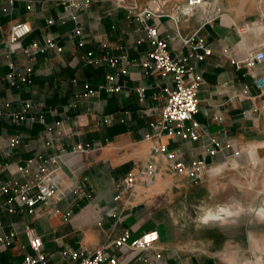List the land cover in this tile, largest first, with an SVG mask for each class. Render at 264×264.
Here are the masks:
<instances>
[{
	"label": "crops",
	"instance_id": "0c3cea01",
	"mask_svg": "<svg viewBox=\"0 0 264 264\" xmlns=\"http://www.w3.org/2000/svg\"><path fill=\"white\" fill-rule=\"evenodd\" d=\"M63 1L0 0V177L30 182L37 165L52 153L77 145L85 149L61 158L58 190L64 192L62 198L56 194L47 205L36 203L31 212L18 207L10 213L0 211L3 233L16 232L8 246L0 245V264H20L26 254H32L23 233L26 225L40 235L47 264H77L69 252L86 256L96 249L115 257L116 264H158L156 253L161 264H217L212 256L196 253L189 244H183L176 205H168L163 195L167 189L182 192L183 186L200 185L202 180L173 173L163 165L150 185H136L130 196L124 193L115 200L116 184L148 158L155 144L178 151L179 159L186 164L204 159L214 174V168L221 169L230 160L232 148L209 154L206 147L215 148L209 144L211 138L219 141L220 147L231 143L241 150L264 142V87L259 89L253 82L256 75L264 77V62L237 69L229 58L261 45L248 44L242 24L225 13L217 0H210L207 7L177 25L166 15L150 19L163 35L170 36L168 48L172 54L190 50L175 36L176 30L181 36L195 34L210 49L202 59L186 62L202 77L198 110L193 116L202 125L200 137L184 140L163 135L150 139L145 135L165 103L163 87L171 86L172 81L168 75L145 71L139 64L151 49L142 23L109 0L95 1L80 14L84 44L77 46L71 36L74 21L60 18ZM168 1L167 11L179 0ZM49 19L51 24L47 23ZM16 21L28 22L31 32L8 45L9 27ZM47 40L55 42L61 51L47 48L32 58L23 51L32 42L43 44ZM89 53L95 57L108 53L117 58V66L126 68V73L118 75V81L124 84L121 92L85 94V83L94 87L107 73L117 72L106 62L88 64ZM122 55L126 57L121 59ZM10 62L21 70L32 66L30 83L9 84L6 74ZM138 86L145 88L142 100L135 90ZM26 99L42 106L17 123L6 113L20 111ZM40 114L44 122L29 118ZM11 137L19 142L8 151ZM20 165L28 166L29 175L18 171ZM72 187L83 194L70 191ZM153 229L159 239L149 250H126L113 244L124 230L133 239Z\"/></svg>",
	"mask_w": 264,
	"mask_h": 264
},
{
	"label": "built area",
	"instance_id": "2783aa9c",
	"mask_svg": "<svg viewBox=\"0 0 264 264\" xmlns=\"http://www.w3.org/2000/svg\"><path fill=\"white\" fill-rule=\"evenodd\" d=\"M10 3L12 0H9ZM95 1L106 0H64L63 13L60 16L61 20L72 19L75 26L72 29L71 36L76 39V45L84 44L83 29L80 24V14L88 9ZM115 8L124 9L130 16L135 17L143 25L146 32V38L151 46V49L142 55L139 64L145 71L155 72L160 76L168 75L171 78L172 85L164 86L163 93L165 95V103L159 110V117L150 123V133L146 134V138L158 139L166 135L171 138H181L184 140H196L202 133V125L194 119V114L198 110V89L202 83L200 74L195 73L191 67L187 65V60L190 58L202 59L204 55L210 53V49L204 45L203 40L195 34L186 36L179 35L175 31V36L181 39L183 46L189 47L186 54H172L168 48L169 35H163L158 26L149 22L150 19L166 15L174 24H179L193 16L199 9L209 5L210 0H179L171 3L169 11L167 6L168 0H149L147 3L138 8L135 0H109ZM48 24L52 20L47 21ZM31 32V26L26 21L13 22L9 27L6 44L10 45L19 42ZM47 48H54L56 51H61V47L55 42L47 40L43 44L32 42L23 48V51L30 58L37 53L45 51ZM198 49H202L199 52ZM227 50V49H225ZM126 55L120 58L124 59ZM231 63L237 69L242 67L251 68L256 64L264 62V49L257 48L247 50L243 55L229 56ZM117 58L103 54L100 57L92 56L91 53L86 57L88 64L97 65L101 62H106L108 65L116 67L117 72L107 73L103 82L91 87L88 83L84 84L85 94L88 96H98L101 91L107 93L121 92L124 89V84L118 81V75L126 73V68L122 65L117 66ZM10 70L6 74V79L10 85H19L22 83H30V75L32 74V66L27 65L21 70L16 64L10 62L8 64ZM255 86L259 89L264 87V77L256 75L253 78ZM140 100L143 99L145 88L138 86L135 88ZM41 102H35L32 99L23 100L21 110L17 112H7L6 115L13 117L19 123L26 118L28 112L35 108H40ZM32 121L44 122L43 115L30 116ZM19 139L11 137L7 149L17 145ZM209 144L213 147H206L209 154H214L217 151L232 148L229 155L231 159H239L242 154L241 149H235L234 145L229 143L220 147L219 141L211 138ZM84 148L80 145L72 146L69 151L60 149L57 153H52L44 162L37 165L36 171L33 173V178L30 182L20 183L16 179L0 177V211L13 212L16 207L26 208L29 212L33 210L36 203L47 205L50 200L57 194L58 199L64 196V192L58 190L59 184L62 181V167L60 165L61 158L66 153H82ZM165 165L173 173L183 174L194 181H201L204 177L212 173L210 166L204 159L192 160L186 164L179 159V153L176 150H169L163 144H155L148 158L141 163L136 169L128 171L116 184L118 193L114 197L115 200L121 197V194L126 193L128 196L135 191L136 185L147 187L160 174L162 166ZM18 171L23 175H29L27 165L18 166ZM220 169L214 168V173ZM72 192L83 194V192L75 187L69 188ZM65 216V215H64ZM3 225L0 221V245L8 246L15 237L16 232L11 230L8 234L3 233ZM27 244L32 251V254H26L20 264H47V258L43 251V243L40 235L35 229L26 225L23 229ZM159 233L156 229L145 231L139 236L130 239V232L124 230L113 244L121 249L126 250H149L153 244L158 241ZM69 256L78 260L77 264H116V258L106 255L102 249H96L92 254L81 256V253L76 251L69 252ZM156 263L161 264L160 254H155Z\"/></svg>",
	"mask_w": 264,
	"mask_h": 264
},
{
	"label": "rangeland",
	"instance_id": "374dc122",
	"mask_svg": "<svg viewBox=\"0 0 264 264\" xmlns=\"http://www.w3.org/2000/svg\"><path fill=\"white\" fill-rule=\"evenodd\" d=\"M148 1L135 0L138 8ZM217 1L242 24L248 44L264 49V0ZM182 188V192L167 189L163 195L168 205H176L183 244L212 256L217 264H264V216L254 212L256 207H264V142L247 145L239 159L229 160L200 185ZM227 205L235 209L233 215L202 220L208 210Z\"/></svg>",
	"mask_w": 264,
	"mask_h": 264
},
{
	"label": "bare ground",
	"instance_id": "6f19581e",
	"mask_svg": "<svg viewBox=\"0 0 264 264\" xmlns=\"http://www.w3.org/2000/svg\"><path fill=\"white\" fill-rule=\"evenodd\" d=\"M233 208H231L230 206H222L217 208L216 210H208L205 214V216L203 217V221H211V220H219V219H224L225 217L231 216L234 213ZM254 212L258 215V216H264V207H256L254 208Z\"/></svg>",
	"mask_w": 264,
	"mask_h": 264
}]
</instances>
